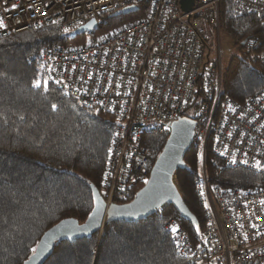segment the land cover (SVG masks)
<instances>
[{"label": "built area", "instance_id": "obj_1", "mask_svg": "<svg viewBox=\"0 0 264 264\" xmlns=\"http://www.w3.org/2000/svg\"><path fill=\"white\" fill-rule=\"evenodd\" d=\"M143 1L0 0L6 25L0 38L54 24L63 32L74 31L92 18L99 22L100 14L138 9ZM220 1L195 0L186 12L179 0H149L144 17L98 42L43 48V70L61 91L112 113L118 122L101 184L107 206L141 182L144 137L168 136L180 117L196 121L194 141L204 150L211 139L214 155L226 166L246 168L264 179V170L256 167L264 164V88L244 102L223 95L221 57L210 58L205 27L219 22ZM231 1L237 15L264 12V0ZM244 45L255 51L260 43ZM259 58L264 61V52ZM195 187L206 217L203 242L195 244L183 223L172 218L165 227L177 253L196 264H264V186L210 185L203 161Z\"/></svg>", "mask_w": 264, "mask_h": 264}, {"label": "trees", "instance_id": "obj_2", "mask_svg": "<svg viewBox=\"0 0 264 264\" xmlns=\"http://www.w3.org/2000/svg\"><path fill=\"white\" fill-rule=\"evenodd\" d=\"M149 0L128 14L103 13L91 32H63L46 25L0 38V264H23L42 234L64 218L84 222L95 199L92 185L101 190L115 128L114 115L79 103L61 91L45 74L44 47L95 43L124 25L144 17ZM222 27L237 43L258 40L255 51L237 47L223 74L222 94L244 102L264 88V12L235 14L231 0L220 1ZM37 80L47 86L35 87ZM199 97L194 106L201 103ZM55 104L57 107L52 108ZM167 135L144 137L148 170L161 153ZM201 143L194 141L185 155L186 167L174 175L185 203L196 221L184 219L171 204L140 221H108L102 231L73 241L61 240L44 264H196L180 256L165 224L179 219L195 244H202L206 217L196 193L200 175ZM210 185L222 188L264 186V179L243 167H228L217 158L209 139L204 153ZM122 195L130 202L145 183Z\"/></svg>", "mask_w": 264, "mask_h": 264}, {"label": "water", "instance_id": "obj_3", "mask_svg": "<svg viewBox=\"0 0 264 264\" xmlns=\"http://www.w3.org/2000/svg\"><path fill=\"white\" fill-rule=\"evenodd\" d=\"M179 4L182 10L187 12L194 7L195 0H179ZM136 9V6H128L114 12L113 15L128 14ZM97 25V19L92 18L76 28L73 33L91 32ZM195 127L196 121L190 117H180L171 124L170 134L147 181L130 202L107 206L100 190L92 185L95 206L88 218L84 222L72 217L64 218L47 229L36 246L38 254L34 256L32 253L23 264H44L58 241H73L100 232L108 221H140L154 214L165 204L173 205L184 219L195 222V215L174 182L176 171L186 167L184 158L194 143Z\"/></svg>", "mask_w": 264, "mask_h": 264}, {"label": "rangeland", "instance_id": "obj_4", "mask_svg": "<svg viewBox=\"0 0 264 264\" xmlns=\"http://www.w3.org/2000/svg\"><path fill=\"white\" fill-rule=\"evenodd\" d=\"M205 28L208 30V33H209L208 46L210 47V58L217 59L218 57H221L220 58L221 60L220 68H221V72L223 75L232 57L235 54H238L237 47H239L243 51H247L244 45L246 41L236 43L233 40L232 36L222 27L220 16H219L218 23L214 25L210 24L206 26ZM201 150H202V153H201L202 157H201L200 168L202 166V162L204 161V153H205L204 146L202 143H201ZM146 155H147V152H146V149L144 148V153L141 157V161H142L141 168L144 169L143 173L145 174L141 182L138 184V186L141 185L142 182L145 180L146 170H148V160L146 159Z\"/></svg>", "mask_w": 264, "mask_h": 264}, {"label": "snow or ice", "instance_id": "obj_5", "mask_svg": "<svg viewBox=\"0 0 264 264\" xmlns=\"http://www.w3.org/2000/svg\"><path fill=\"white\" fill-rule=\"evenodd\" d=\"M12 7L15 8L16 5H13ZM2 27H6V25L4 24L3 19L0 18V28H2ZM66 31H67V30H66ZM57 83H59V81H57ZM42 84H43V86H47V81H40V80H37V81L35 82V85H34V86L37 87V88H39V87L42 86ZM56 107H57V105H55V104L52 105V108H53V109H55ZM117 135H119V133H117ZM109 151H111V149H110ZM244 163L246 164L247 161L245 160ZM256 167H257L258 169H262V170H264V164H261L260 162H257ZM95 214H96V212L94 211V212H93V216H95ZM90 218H91V217H90ZM253 227H255V225H253ZM172 231H173V232H177V231H178V228H177V227H173ZM31 251H32V253L34 254V256L38 254V249H37V248H32Z\"/></svg>", "mask_w": 264, "mask_h": 264}, {"label": "bare ground", "instance_id": "obj_6", "mask_svg": "<svg viewBox=\"0 0 264 264\" xmlns=\"http://www.w3.org/2000/svg\"><path fill=\"white\" fill-rule=\"evenodd\" d=\"M101 191V190H100Z\"/></svg>", "mask_w": 264, "mask_h": 264}]
</instances>
